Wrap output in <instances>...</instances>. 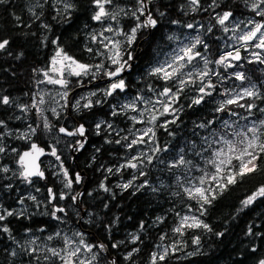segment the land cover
Here are the masks:
<instances>
[{
  "label": "trees",
  "instance_id": "trees-1",
  "mask_svg": "<svg viewBox=\"0 0 264 264\" xmlns=\"http://www.w3.org/2000/svg\"><path fill=\"white\" fill-rule=\"evenodd\" d=\"M71 2L75 5V8L67 19L57 15L55 9L62 7L53 0H48L47 3H45V0H6L4 4L0 5V37L8 38L12 42L11 51L13 55L23 52V57L19 60L7 56L0 57V92L12 97L17 104L30 105L32 103V96L36 92V80L42 79V76H35L32 70L34 68L42 69L47 67L49 58L55 50V46L50 43L53 39H58L60 46L66 52L83 63L95 64L103 59L102 57H94L86 51V47H92L93 49L99 47L88 38V31L95 27V22L91 20L92 10L89 7L88 0H71ZM117 2L122 5H129L130 1L117 0ZM156 2L161 4V10L166 11L168 15L162 19L157 17L161 19L158 27L151 32L144 30V37L138 39L134 45V54L137 53L135 57L136 64L130 74L124 77L128 84L126 92H117L112 97H105L99 89L106 88L108 83L103 81L105 76L100 74L98 77L102 79H97V84L92 81L94 86L90 90L98 93L97 96L91 97V99L104 101L103 103L79 113L74 109H59L61 111L59 120H56L53 115L47 112L48 117L57 126L63 125L68 129H72L76 122H80L87 128V145L80 152L74 164L70 162L69 153V144H72L74 139L60 137V144L57 145L59 154L69 172L73 175L76 172H84L82 184L80 186L75 185L74 189L77 192L87 181L81 199L82 208L78 209L79 214L83 216V220H78L76 215L77 208L73 206L68 209L67 224H57L49 216L35 215L31 219L21 218L16 220L10 218V227L16 240L25 247H27V238L29 236H25L24 230L29 226L32 228L30 235H37L42 238L47 233L55 232L59 229H63L68 233L79 230L86 234L89 242L100 240L109 244L113 241L127 240L129 233L138 234L142 243L137 245L129 243L126 247L121 246L119 251H109L110 255L116 257L118 264H133V262L123 259L124 254L132 247L140 248V251L133 257L134 264H149L150 254L157 250L156 245L164 244L167 246L174 241L177 243L183 242L181 244L183 251L166 258L164 264H258V260L264 258V198H258L244 211L238 210L242 206L241 202L246 197L256 192L259 187L264 186V173L249 176L243 182L231 186L227 192L213 201L208 208L206 216L201 218L212 228V232L200 229L195 233L188 231L183 237H179L172 232V228L179 219L176 213L198 215V212L195 211L198 205L194 200H189L186 197L181 186L182 184L186 185L188 179L198 178L201 174L197 169L205 166L204 159L194 153L199 152L201 147L206 146L203 138L208 136L212 129H201L196 127V125L219 116L223 120L235 122L233 127L241 130L253 122L258 123L263 120L264 113L254 109L252 114L249 115L245 109L235 106H232V108L238 113V116L215 113L214 109L225 98L223 95L218 94L208 98L211 101L210 103L191 108L187 107L190 99L184 98L182 103L185 107L179 113L180 119L176 124L169 125V131L175 135H169V132L165 131L164 128L157 127L154 129L156 132L155 141L161 147L167 146L169 149L167 152L158 153L157 156L166 162L172 161L178 157L180 149L183 148L185 150V158L192 160L196 167H192L191 171H189V166L168 169L154 157V164L143 168L146 173L144 176H139L132 169H124L116 174L104 171L109 166L123 163L130 155H138L137 149L139 147L147 148L145 145H141L134 152H129L121 145L105 143V138L115 140L119 139V136L112 130L96 135L95 124L102 120L111 122L115 130L123 129V131H120L121 136L128 134L127 130L132 122L125 115L111 116L113 105L118 107V103L122 99L135 97L138 93H142L144 96H151L148 86L156 83V81L155 78L147 75V71L158 59L156 55L158 45L163 52L173 47L174 43L166 39L168 34L175 33L181 37L188 32L199 34L208 45V51L205 54L212 60L218 58L224 51H231L230 48L226 47L228 37L221 30V27L216 24L211 9L208 11L201 9L197 12L189 10L188 14H185L180 9V5L184 4L185 0H156ZM209 2L210 0H202V4L205 7ZM220 3L221 7L217 8L216 12L222 13V11L231 10L234 14V19L240 21L255 19L264 22V18L257 17L255 13L250 11V4L246 5L244 0H220ZM39 5H42V7ZM153 12L155 14L154 7ZM33 13L38 15L39 19H36ZM54 16H56V19H53ZM16 17H20V20H17ZM173 19L179 20L180 23L172 25L169 21ZM121 23L130 24L127 27L124 26L127 29L134 21L125 18L121 20ZM188 23H193L197 27L202 25L203 27H199L198 33L184 27ZM43 24H47L49 28L45 29L42 27ZM213 25L215 26L213 31L207 32V28ZM45 36L48 39L47 46L41 43ZM199 50L204 52L202 46H200ZM241 55L246 58L240 62L242 67L228 69L227 72L214 64L209 65L210 68L222 73L225 77L229 73L236 71L245 73L247 77L243 83L234 78L225 79L221 83L218 77H213L212 79L217 84L218 92L222 93L225 89H228L235 93L243 88L255 85L256 89L264 93V64L248 63V59H252V57L243 50ZM159 59H161V56ZM76 79L72 78L73 83L70 85L69 100L71 102L77 93L83 91L80 87H85V85L89 84L88 80L91 78H86L83 86L77 84L75 82ZM188 95L191 96L193 93L189 92ZM246 102L253 101H241V103ZM254 103L259 107H264V101L257 99ZM70 112L71 116H68ZM15 116H20L21 119H13ZM242 117H247V119ZM165 119L170 120L172 117H162L161 121ZM0 120L6 121L8 127L13 130H26L28 123L33 125L37 123L34 110L25 114L21 113L16 107L8 108L5 106H0ZM135 127L139 128L140 124ZM214 127L218 130L222 127L220 120H217ZM226 131H230V129H226ZM109 132H111V135H109ZM42 134L33 137V140L38 142L46 151H50L49 144L55 142L49 136L45 134L43 136ZM5 143L21 152L29 148L28 143L15 138L6 139ZM152 148L153 145L147 148L146 152L151 154ZM203 155L208 157L209 153H204ZM15 159V154L9 152L8 155L0 157V164L15 169ZM48 159L50 160L51 168L45 166V160L47 161ZM43 160L41 167L45 170L47 179L44 181L35 179V187L41 189L38 192L41 194L40 197L34 187L13 178L11 183L14 185V190L9 192L0 189V202L4 203L5 206L19 207L15 203L19 195H27L31 192L38 199L44 200L47 196L48 187H53L57 191L62 190L61 183L52 174L55 171L52 165L57 162L48 155ZM134 175H136V179L133 180ZM105 176L108 177L107 180H105ZM178 177L179 180L177 179ZM102 180L105 181L111 192L106 193L99 189V184ZM129 180H133V186L129 189L122 190L117 187L118 184ZM144 181L148 182V186L136 190L135 186L142 184ZM7 182L5 181V183ZM153 188L156 191H153ZM89 192L92 193L91 196L88 195ZM113 194H115V198H113ZM26 203L30 212L36 211V207L31 201ZM59 203L71 205L70 199ZM105 204L108 205L107 208L104 207ZM189 206L193 208L191 213L188 212ZM41 211H43V208H41ZM89 213L92 215H89ZM117 216L119 217V222L114 225L111 239H109L108 234L103 229V222L112 221ZM158 217L163 218L162 223L158 221ZM85 221L89 222L86 223ZM141 222L145 225L143 230H140ZM41 226L47 229L46 233L37 231ZM249 227L252 228L254 235L247 234ZM219 232H223L224 235L218 237L216 233ZM165 233L167 234V239L161 241L160 236ZM257 233L258 235H256ZM193 235L200 236L201 252L204 254L189 258L186 253L194 250L192 245ZM58 243L60 242H52L54 245ZM253 247L257 249L255 252L251 251ZM12 250L17 252V256L13 257L10 255ZM30 262L31 264H36V261L27 256L21 248H18L15 242L0 234V264H30ZM104 264H108V261H105Z\"/></svg>",
  "mask_w": 264,
  "mask_h": 264
},
{
  "label": "snow or ice",
  "instance_id": "snow-or-ice-1",
  "mask_svg": "<svg viewBox=\"0 0 264 264\" xmlns=\"http://www.w3.org/2000/svg\"><path fill=\"white\" fill-rule=\"evenodd\" d=\"M5 2L6 0H0V5ZM47 2L48 0H45V3ZM55 2L62 4V8L55 9L57 15L63 16L65 19L69 18L75 8L71 0H55ZM88 2L92 10L91 20L100 25V31L89 34L90 41L99 47L96 49L86 47V51L94 57H102L103 59L95 64L83 63L66 52L60 46L58 39H53L50 43L55 46V50L49 58L47 67L42 69L34 68L32 70L35 76L43 77V79L36 80L38 86L46 85L52 87L47 91L39 89L34 93L30 105L17 104L12 97L0 92V106L8 108L16 107L21 113L25 114L34 110L38 121L34 125L28 123L26 130H13L8 127L6 121L0 120V157L8 155L9 152L15 154L16 157L15 169L0 164V174H3L0 175V189L9 192L13 191L14 185L11 183L13 178L32 187H35L36 178L46 180L45 170L41 167L42 161L41 163H37L45 155L53 157L57 162L52 165L55 169L52 174L61 183L63 189L57 191L53 187H48L47 196L44 200L38 199L31 192L27 195H19L15 202L19 207L5 206L4 203L0 202V234L15 242L18 248H21L27 256L36 261V264H104L105 261H110V264H118L117 261L112 260L111 256L108 255L110 250L119 251L121 246L126 247L129 243L132 245L142 243L140 236L132 233H129L127 240L113 241L110 244L101 241L89 242L84 232L74 230L70 231L69 234L63 229L47 233L46 237L41 238L30 236L32 228L29 226L24 230L25 236H30L27 241L28 246L25 247L16 240L10 227V218L16 220H20L21 218L31 219L35 215L49 216L57 224H67L68 209L81 203L80 197L83 193L76 192L74 189L75 185L82 183L83 177L79 172L74 175L69 172L59 154L57 145L60 143L61 136L86 137L87 128L84 124L77 125L74 130H69L63 125L57 126L45 113L50 111L53 117L59 120L61 118V111H58V108L63 110L71 107L79 113L86 109L90 110L95 105L104 102L92 100L91 97L98 94L97 91H92L87 95L81 96L74 104L71 103L69 96L71 92L70 85L73 83L71 78L73 77L77 78L75 81L77 84L83 86L86 78L90 77L91 79L88 82L91 83L98 75L102 74L109 81L106 88L99 89L105 97H112L117 92H126L128 84L123 73L131 70L133 67V62L135 61L134 45L138 39L144 37V30L156 29L161 23V19L168 15L166 11L161 10V4L156 2V0H135L134 5H122L117 0H88ZM244 2L246 5L250 4V11L255 13V16L264 18V0H244ZM39 6L42 7V5ZM153 7L155 8V14ZM220 7V0H210L206 7L202 4V0H185V3L180 5L181 11L185 12V14H188L189 10L197 12L201 9L203 11L211 9V12L214 14L213 19H215L216 24L221 27V30L226 35L228 33L236 34L239 30V35L228 36V40L234 41V43L227 44L226 47L232 50L224 51L218 58L212 60L205 54L208 51V45L199 34L194 38L185 37L184 40H179L175 33L168 34L166 39L175 43L176 46L170 52H163L162 48L159 45L157 46L156 55L158 59L147 71V75L155 78L156 81V83L149 84L148 86L151 96L145 97L142 93H138L119 107L113 105V110L110 113L111 116L125 115L132 122L127 130L128 134L121 136L120 131H123V129L119 131L115 130L111 122L102 120L95 124L96 135H100L101 132L107 130H112L119 136V139L115 140L105 138V143L121 145V147L129 152H134L141 145L151 143L153 145L151 154L142 151L139 155H130L123 163L109 166L104 171L116 174L124 169H132L139 176H144L146 173L143 171V168L154 164V157L168 169L189 166V171H191L192 167H196L192 160L185 158V150L183 148L180 149L178 157L172 161L166 162L157 156L158 153L167 152L169 149L167 146L161 147L155 141L156 132L154 129L157 127L164 128L165 131L169 132V135H175L169 131V125L176 124L180 119L179 113L185 107L182 103L184 98L190 99L187 107L191 108L210 103L211 101L208 98L218 94L223 95L225 98L218 103L214 109L215 113L238 116V113L233 110L232 106L245 109L249 115L252 114L254 109L264 113V107H259L254 103L257 99L264 101V93L256 89L255 85L243 88L241 91L235 93L228 89L220 93L217 90V84L213 82V77H218L221 83L228 78H234L241 83L247 79L245 73L239 71L231 72L225 77L222 73L209 67V65L214 64L218 68H223L225 72L228 69L242 67L240 62L246 59L241 55L242 50L250 52L252 59H248V63L264 64V22L255 19L235 22L234 14L231 10H225L222 13L216 12V9ZM33 15L36 19H39L38 15L35 13ZM125 18L134 21L127 29L121 24V20ZM16 19L20 20V17H16ZM53 19H56V16ZM169 22L172 25L180 23L179 20L175 19ZM241 25H243V28ZM42 27L45 29L49 28L47 24H43ZM184 27L199 33V27L203 26L197 27L193 23H188ZM214 27V25L208 27L207 32H212ZM117 37H120V39H117ZM11 43L8 38L0 37V57L7 56L16 60L21 59L23 52L13 55ZM41 43L47 46L48 39L46 36ZM237 43L239 44L238 47L236 46ZM200 46L203 47L204 52L199 50ZM250 49H257L258 51H250ZM160 56H163V59H159ZM200 62L203 63V67L200 66ZM53 90H55L54 94H52ZM189 92L193 93V95L189 96ZM46 96L49 99L46 100ZM49 100L54 101L56 106L44 107L49 103ZM241 101L253 102L241 103ZM138 105H143V107H139ZM129 112L135 113V115H128ZM167 116H171L172 119L161 121L162 117ZM242 118L247 119V117ZM13 119L20 120L21 117L15 116ZM217 120H220L222 125L219 130L214 127ZM234 123L216 116L211 120L196 125V127L201 129L211 128L212 131L208 136L203 138L204 145L206 146L201 147L199 152L194 153L204 159L205 166L198 168L202 175L198 178H192L197 179L196 183H193L192 179H188L186 185H181L186 197L189 200H194L198 205V208L195 210L198 212V215H181L180 213H176L179 219L172 228V232L179 237H183L188 231L195 233L200 229L212 232V228L201 218L206 216L208 208L212 205L213 201L218 196L227 192L231 186L243 182L249 176L264 173V120H260L258 123L253 122L243 130L235 129L233 127ZM138 124L152 126L141 129L135 127ZM226 129H230V131H226ZM41 133L55 140V143L49 144L51 150L48 152L33 140V137H37ZM109 135H111V132H109ZM10 138L25 141L29 144V148L22 152L18 151L17 148L5 143V140ZM84 147V140H77L72 150L80 151ZM204 153H209V156L204 157ZM101 167L103 168V166ZM107 178L105 176V180ZM134 179H136V175L133 176ZM177 179L179 180V177ZM133 180L118 184L117 187L127 190L133 186ZM5 181L8 182L5 183ZM147 186L148 182L144 181L135 187L136 190H139ZM99 189L106 193L111 192V189L106 185L104 180L100 182ZM152 190L156 191L155 188ZM35 191L40 192L41 189L35 187ZM88 195L91 196L92 193L89 192ZM113 198H115V194H113ZM258 198H264V186L259 187L256 192L246 197L241 202L242 206L238 211H244ZM69 199L71 205L59 203L60 201H68ZM27 201H31L35 205V212L29 211ZM104 207L107 208L108 205L105 204ZM41 208H43V211H41ZM188 212H193L191 206H189ZM76 215L78 220H83V216L79 214L78 209L76 210ZM89 215L92 214L89 213ZM157 219L159 222H163V218L158 217ZM85 222L88 223L89 221ZM118 222V216L112 221L103 222V229L108 234L109 239H111L114 225ZM144 228L145 225L141 222L140 230ZM37 231L46 233L47 229L41 226ZM247 234L254 235L251 227H249ZM216 235L222 237L224 233L219 232ZM44 239L49 243H43ZM165 239H167L166 233L160 236L161 241ZM37 240H41V243L38 244ZM53 241H59L60 243L54 245L52 244ZM182 243V241L180 243L174 241L167 246L164 244L156 245L157 250L150 254L149 264H164L166 258L183 251V247H181ZM192 245L194 246V250L187 252V257L190 258L198 254H204L201 252L199 235H193ZM256 250L255 247L251 249L252 252ZM139 251V247H132L124 254L123 259L134 264L133 257ZM10 255L15 257L17 256V252L12 250ZM258 264H264V258L259 259Z\"/></svg>",
  "mask_w": 264,
  "mask_h": 264
},
{
  "label": "rangeland",
  "instance_id": "rangeland-1",
  "mask_svg": "<svg viewBox=\"0 0 264 264\" xmlns=\"http://www.w3.org/2000/svg\"><path fill=\"white\" fill-rule=\"evenodd\" d=\"M130 2H129V4H132V5H134V3H135V0H129ZM234 21L235 22H239L240 20H237V19H234ZM122 24V23H121ZM123 26H125V27H127V26H129L130 24H122ZM241 27L243 28V25H241ZM246 30V29H245ZM100 31V25L99 24H97V23H95V27H94V29H90L89 31H88V35L90 34V33H93V32H99ZM108 35H110V34H108ZM177 37H178V39L179 40H184L185 39V37H189V38H194V37H196L197 36V34L196 33H191V32H188L185 36H179L178 34H175ZM231 35H239V30L237 31V33L236 34H233V33H228L227 34V37L228 36H231ZM88 38H89V36H88ZM117 39H120V37H117ZM232 43H234V41H231V40H227V42H226V44H232ZM176 45H175V43L173 44V47H171V49H169V50H167L166 52H170L171 50H172V48H174ZM236 46L238 47L239 46V44L237 43L236 44ZM231 49V48H230ZM232 50V49H231ZM250 51H257V49H250ZM246 54H248V55H250V52H246ZM161 59H163V56H161ZM200 66L201 67H203V63L202 62H200ZM99 76V75H98ZM97 76V78L94 80V83H98V81H96L97 79H102L101 77L99 78ZM73 78H75V77H73ZM42 79H43V77H42ZM72 79V78H71ZM87 86V87H86ZM93 86H94V84L91 82V83H89V84H87V85H85V87H80L82 90V92H79V93H77L73 98H72V102L71 103H75V101L77 100V99H79L81 96H83V95H87L88 93H90V92H92L90 89H93ZM52 86H46V85H37L36 86V92L39 90V89H45V91H47L48 89H50ZM92 87V88H91ZM90 90V91H89ZM54 91L55 90H53V93L52 94H54ZM241 91V90H240ZM35 92V93H36ZM145 97H149V96H145ZM131 98H133V97H126V98H124V99H122L119 103H118V107L120 106V105H122V104H124V103H126V102H128ZM47 99H49V97L48 96H46V100ZM57 99H58V97H57ZM61 103H63V101H61ZM82 103H83V101H82ZM52 106H56L55 105V103H54V101H51V100H49V103L48 104H46L44 107H52ZM139 107H143V105H138ZM69 109H72L71 107H69ZM73 110V109H72ZM58 111H59V108H58ZM51 115H53L50 111H48ZM130 113V115H135V113H131V112H129ZM45 115L46 116H48V113L46 112L45 113ZM36 116V115H35ZM68 116H71V112L68 114ZM36 119H37V117H36ZM264 120V119H263ZM31 121V120H30ZM29 121V122H30ZM38 122V121H37ZM251 125V124H250ZM249 125V126H250ZM75 126V125H74ZM73 126V127H74ZM152 125H145V124H140V127L139 128H144V127H151ZM241 130H243V129H241ZM43 135V134H42ZM44 136V135H43ZM67 139V138H66ZM147 139V138H146ZM52 141H54L55 142V140L54 139H52ZM60 144V143H59ZM73 144V143H72ZM71 144H69V146H70ZM152 146V144L151 143H149V144H145V147H147V148H150ZM147 148H142V147H139L138 149H137V153H138V155L142 152V151H147ZM44 159V158H43ZM42 159V160H43ZM52 159H54L53 157H52ZM44 161V160H43ZM50 160L48 159L47 161L45 160V166H47L48 168H51V164H50V162H49ZM76 162V161H75ZM74 162V163H75ZM49 164V166H48V164ZM197 171H199L198 169H197ZM199 173L202 175V173H201V171H199ZM41 181H44V180H41ZM192 182L193 183H196L197 182V180H193L192 179ZM34 189H35V187H34ZM63 190V189H62ZM37 194L39 195V197H40V195L41 194H39L38 192H37ZM82 208V207H81ZM65 232H67V231H65ZM68 233V232H67ZM70 234V233H69ZM30 236H35V237H40V236H37V235H30ZM30 236L27 238V240L30 238ZM44 237H46V235L44 236ZM42 238V237H41ZM54 242V241H53ZM37 243L38 244H40L41 243V240H37ZM43 243H49L46 239H44L43 240ZM27 246H28V244H27Z\"/></svg>",
  "mask_w": 264,
  "mask_h": 264
},
{
  "label": "water",
  "instance_id": "water-1",
  "mask_svg": "<svg viewBox=\"0 0 264 264\" xmlns=\"http://www.w3.org/2000/svg\"><path fill=\"white\" fill-rule=\"evenodd\" d=\"M153 29H146V31L147 32H151ZM135 55V57H136V55H137V53H135L134 54ZM135 64H136V62L134 61L133 62V66H135ZM133 68V67H132ZM132 68H131V70H132ZM131 70H129V71H127V72H125V73H123V76L125 77V76H127L128 74H130V72H131ZM105 83H109V81H108V79H107V77L105 76L104 77V80H103ZM76 124L77 125H79V124H82V123H80V122H76ZM76 124H75V126H76ZM75 126L72 128V129H69V130H74L75 129ZM61 137H63V138H67V139H71V138H73V139H75V141L74 142H76L77 141V138L76 137H79V136H76V137H67V136H61ZM80 138V140H84V142H85V146L87 145V142H88V138H87V136L86 137H84V138H81V137H79ZM73 142V143H74ZM38 145H39V143L38 142H36ZM72 145V144H71ZM70 145V146H71ZM40 146V145H39ZM69 146V147H70ZM40 147H42V146H40ZM43 148V147H42ZM73 148V147H72ZM85 148V147H84ZM83 148V149H84ZM82 149V150H83ZM82 150H80V151H75L74 153H73V155H72V157H71V163L72 164H74V162L76 161V159H77V157L79 156V154H80V152L82 151ZM46 151V150H45ZM71 151H73V150H71ZM46 152H48V151H46ZM69 153H70V150H69ZM47 155H45V156H43V157H41L40 158V161H37V163H41V161H42V159L43 158H45ZM77 173V172H76ZM80 174H81V176L83 177L84 176V172L83 171H81V172H79ZM36 179H38V178H36ZM39 180V179H38ZM87 182V181H86ZM86 182L82 185V187L77 191V192H80V193H83L84 194V188H85V186H86ZM82 184V183H81ZM80 184V185H81ZM80 185H77V186H80ZM83 196V195H82ZM82 196L80 197V200L82 199ZM77 209H81V203H79L78 205H76L75 206ZM96 241H100V240H96ZM108 255H110L109 253H108ZM111 256V259L112 260H115L116 261V257L115 256H113V255H110ZM108 264H110V261H108Z\"/></svg>",
  "mask_w": 264,
  "mask_h": 264
},
{
  "label": "bare ground",
  "instance_id": "bare-ground-1",
  "mask_svg": "<svg viewBox=\"0 0 264 264\" xmlns=\"http://www.w3.org/2000/svg\"><path fill=\"white\" fill-rule=\"evenodd\" d=\"M263 118V117H262ZM76 126H77V124H76ZM75 126V127H76ZM77 138V140H80V138L79 137H76ZM75 145V142L69 147V150H70V162H71V157H72V155H73V153L75 152V151H71L72 150V147Z\"/></svg>",
  "mask_w": 264,
  "mask_h": 264
},
{
  "label": "flooded vegetation",
  "instance_id": "flooded-vegetation-1",
  "mask_svg": "<svg viewBox=\"0 0 264 264\" xmlns=\"http://www.w3.org/2000/svg\"><path fill=\"white\" fill-rule=\"evenodd\" d=\"M53 1H55V0H53ZM56 3V2H55ZM60 7H62V4H58Z\"/></svg>",
  "mask_w": 264,
  "mask_h": 264
}]
</instances>
